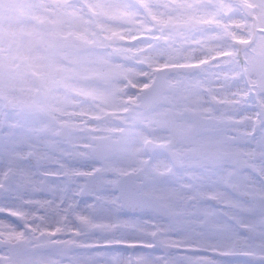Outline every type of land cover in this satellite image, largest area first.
I'll list each match as a JSON object with an SVG mask.
<instances>
[{
	"label": "snow or ice",
	"instance_id": "6c2138e0",
	"mask_svg": "<svg viewBox=\"0 0 264 264\" xmlns=\"http://www.w3.org/2000/svg\"><path fill=\"white\" fill-rule=\"evenodd\" d=\"M260 32L237 41L242 49L219 53L229 60L213 57V66L234 64L232 75L247 95L255 87L258 102L264 101ZM255 119L248 141L254 146L240 150L236 162L219 155L236 142L221 125L206 146L211 163L184 175L170 169L167 178L103 161L73 166L67 149L25 120L8 125L32 138L19 152L14 132L5 136L0 127L7 158L0 177H8L0 179V264H264V107Z\"/></svg>",
	"mask_w": 264,
	"mask_h": 264
},
{
	"label": "flooded vegetation",
	"instance_id": "af4514ba",
	"mask_svg": "<svg viewBox=\"0 0 264 264\" xmlns=\"http://www.w3.org/2000/svg\"><path fill=\"white\" fill-rule=\"evenodd\" d=\"M116 1L137 16L135 20L139 29L136 30L137 35H133L137 42L149 40L151 36L148 32L164 33L166 61L161 65L155 63L153 72L141 78L149 87L146 89L142 85L137 89L131 72L118 65L131 67L135 64L123 52V47H130L128 45L135 42L120 34L123 24L132 23L131 20H109V27L105 23L103 27L102 17L105 14L95 8L88 10L87 19L91 21L87 22V32L83 33V37H75L71 43H65V47L69 48L66 54L60 53L57 39L49 44L45 34L28 40L26 34L20 39V36L6 32L1 40L10 43L8 50L15 45L17 49L10 51L9 55H0V127L3 134L7 136L14 132L12 140L18 145L16 150L26 151V143L32 138L24 129L8 126L10 122L25 120L41 136L68 150L67 163L88 167L100 161L112 164L110 158L115 154V144L133 133V138L127 140L129 144L123 143L119 151L120 162L128 158L125 164L131 166L127 168L136 169L140 174L147 170L149 175L157 173L165 178L169 176L170 169L181 175L191 173V169L198 170L196 166L200 163L190 160V135L200 133L212 115L202 110L201 106L174 104L167 97L172 91V78L188 76L190 72L172 71L167 76L165 92L159 103L155 100L147 105L142 102V95L153 85L157 68H164L165 65L173 68L181 64H200L204 68L217 60L207 58V63H191V56L183 52L197 40L203 47L206 41H210L208 33L218 35L216 39H220L222 51L245 47L236 42L260 35V30L264 29V0H168L170 6L166 9L164 24L145 9L152 8L141 6L142 0ZM90 2L97 6L95 0ZM101 2L99 0L98 4L102 5ZM109 5L113 4L109 1ZM101 10L117 12L114 6ZM142 15H148L152 29L141 27ZM43 19L48 18L40 20L41 27L56 30L57 23L48 19L49 25L45 26ZM126 35H130L129 32ZM174 43L181 51L173 58ZM235 55L233 52L232 58ZM239 56L243 59L244 52L240 51ZM215 57L219 58V54ZM47 59L55 60L48 73L45 72L46 64H43ZM219 59L227 61L230 58ZM83 64H86L84 70L79 71L78 66ZM233 68L232 64L226 67ZM206 99V105H211L214 112L219 113L223 105L221 100ZM185 109L196 111L205 119L204 126L194 134L190 132V116L183 113ZM169 111L178 113L175 120L167 114ZM170 121L176 122L174 130L165 124ZM131 139H134L133 145H130ZM224 151L226 153H219L221 157L233 155L232 149ZM0 156L3 157L4 168L7 158L3 153ZM185 180L191 182L187 176Z\"/></svg>",
	"mask_w": 264,
	"mask_h": 264
},
{
	"label": "rangeland",
	"instance_id": "374dc122",
	"mask_svg": "<svg viewBox=\"0 0 264 264\" xmlns=\"http://www.w3.org/2000/svg\"><path fill=\"white\" fill-rule=\"evenodd\" d=\"M95 1L97 6L93 5L94 3L92 4L90 0H0V55H9L10 51L17 49L15 45L12 46L11 50H8V45L10 43L1 40L4 38L6 32L20 36V39L26 34L28 35V40L29 38H39L41 33L45 34V38L49 44H53L54 40L57 39L60 45V53L66 54L69 48L65 47V43H71L75 37L84 36L83 33L87 32V22L91 21L87 19L88 10L95 8L105 14L102 17V25L105 23L107 27L110 25L108 23L109 20H119L120 22H122L120 19L131 20L132 23L126 22L123 24V31L120 30V34H124L125 39L131 38L130 41L133 40L135 42V44L128 45L130 47H123L124 55L129 56L130 59L135 62V64L132 65L135 68L132 66H124L123 64L118 65L125 67L124 71L131 72L130 76L136 82L138 89V86L145 84L143 80L141 81V78L149 76V74L153 72L155 63L161 65V63L166 61L167 49L163 42L164 33H158L157 31L152 33L148 32L151 36L149 40L137 42V40H135L137 38L133 35H137L136 30L139 29V25L135 20L137 16L133 15L134 11L126 10L127 7L121 6L116 0H102V5L98 4L99 0ZM109 1L113 5H109ZM111 6H114L117 12L101 10ZM141 6H149L152 9H145H147V11L150 10L152 16L162 21V24L166 22V9L170 6L168 0H142ZM44 17L57 23L55 31L46 30L41 27L40 20ZM147 18L148 15L143 16L140 25L142 28L147 27L152 29V25H150ZM155 18H153V20H155ZM128 32L130 35H126ZM142 32H144V30H142ZM208 34H210V36H208L210 41H206L203 47L200 45L201 42L197 40L195 44H190L188 48L183 50L184 54H189L191 56V63H200L207 58H213L222 51L220 48V39H216L218 35L215 33ZM28 40L26 42L30 44ZM136 43L138 44L136 45ZM205 50L207 52H205ZM179 51H181V48L177 47L174 43V48L171 52L173 58L177 56ZM54 61L47 59L44 63L42 62L46 64V73L51 71L50 65L53 66ZM217 63L218 60H214L210 65L204 68L198 64L199 67L195 71L190 72L188 76L173 77L171 80L172 91L167 95L169 102L173 101L174 104L188 103L190 107L201 106L202 110L212 115V117L209 118L210 121L208 120L206 127L203 128L200 133L190 135V142L192 143L190 160L191 162L194 161L193 163L195 164L212 162L206 152V146L212 142L217 126L221 125L224 126L226 131L230 130V135L236 137L235 147L232 148L233 155H230V157L222 155V159L227 162H236L240 158V150L250 149L254 146L253 143L248 142L250 137L249 130L259 123V121L255 119V113L259 108L264 107V101L258 102L257 100L255 87L252 88V94L247 95L245 93L246 85L244 82L238 75H232L236 68L234 64H232L234 66L233 69H226V67L230 65L229 63H220L219 66H213ZM85 66L86 64L79 65L78 70H84ZM206 89H208V91H204ZM206 97L209 99L221 100L223 105L218 110L219 113L214 112L215 109L210 104L209 107L206 105L208 103ZM240 117H245V119L241 120ZM133 136L132 133L129 138L122 139V141L115 144V154L110 158L112 163L110 164L111 166L123 168L131 166L125 164L128 158H124L120 162L119 151H121L120 146H122L123 143L129 144L127 140L133 138ZM112 138L115 139L117 137ZM133 144L134 139H131L130 145ZM126 147L127 146H125V148ZM130 150L131 149H129V151ZM223 152L226 153L225 151ZM213 155L216 154L213 153ZM0 159L3 160V157L0 156ZM2 168L3 165L0 163V169ZM195 171L197 170L191 169V172ZM253 175L254 179L259 181V177L255 176V174ZM4 178L5 177H0V179ZM13 223L16 222L14 221ZM0 255H3V252H0Z\"/></svg>",
	"mask_w": 264,
	"mask_h": 264
},
{
	"label": "water",
	"instance_id": "95a60500",
	"mask_svg": "<svg viewBox=\"0 0 264 264\" xmlns=\"http://www.w3.org/2000/svg\"><path fill=\"white\" fill-rule=\"evenodd\" d=\"M42 23L45 24V26L49 25V20L48 19H43ZM78 41H82V40H78ZM199 67V66H198ZM198 67H173V68H165L164 71L161 72H157L156 75V79L153 83V85L151 86L150 89L146 90L143 95H142V102L145 104H152L153 102H155V100L159 103L161 102L162 98H163V93L165 92V88H166V79L167 76L173 71V72H178V71H184V72H192L194 70H196ZM59 70V69H57ZM183 113H186L190 116L191 121H192V125L190 128V132L192 134L196 133L200 128H202L205 124V119L203 118V116H201L200 114H198L196 111L193 110H188L185 109ZM168 115H170L171 117L174 118V120L177 118V112L174 111H169L167 113ZM170 129L174 130V127L176 126V122H166L165 123ZM179 139V137H177V140Z\"/></svg>",
	"mask_w": 264,
	"mask_h": 264
}]
</instances>
